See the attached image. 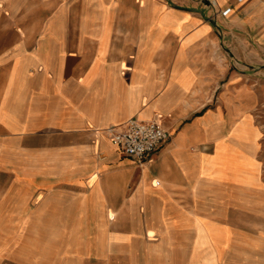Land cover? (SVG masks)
<instances>
[{"label": "crops", "instance_id": "1", "mask_svg": "<svg viewBox=\"0 0 264 264\" xmlns=\"http://www.w3.org/2000/svg\"><path fill=\"white\" fill-rule=\"evenodd\" d=\"M113 1L0 0V172H32L31 263L264 264V228L232 223L248 204L264 222V189L199 161L264 107V0ZM132 117L169 134L149 161L106 135ZM197 223L228 244L206 256Z\"/></svg>", "mask_w": 264, "mask_h": 264}, {"label": "rangeland", "instance_id": "2", "mask_svg": "<svg viewBox=\"0 0 264 264\" xmlns=\"http://www.w3.org/2000/svg\"><path fill=\"white\" fill-rule=\"evenodd\" d=\"M251 115L261 130L257 157L262 164L261 178L264 180V107L253 109ZM32 178L30 170L0 172V264H32V244L41 240L37 227L43 224V220L33 219L30 213L35 196ZM19 201L22 204L16 203ZM250 206L248 204L246 218L240 219L235 214L232 219L233 226L242 232L237 237L254 236L255 232L263 231L264 222L256 216V206ZM257 208L264 210V201ZM234 263L238 264L237 261Z\"/></svg>", "mask_w": 264, "mask_h": 264}, {"label": "bare ground", "instance_id": "3", "mask_svg": "<svg viewBox=\"0 0 264 264\" xmlns=\"http://www.w3.org/2000/svg\"><path fill=\"white\" fill-rule=\"evenodd\" d=\"M94 1L97 8L102 10L105 7L104 0ZM112 2L114 1L112 0ZM137 2L141 4L143 1L138 0ZM101 10L97 14L85 16V18L108 19L110 17L109 12H102ZM245 119L246 122H239L234 127V136L241 141L239 147L238 145H233L227 151L226 147L218 145L212 156L201 155L199 161L203 166L206 164L207 169L202 170L200 173L216 181L241 183L247 189H264V184L259 176V162L253 156L257 149L260 133L258 128L252 123L251 115L247 114ZM260 218L264 219V210L260 212ZM196 225L193 246H207L208 252L206 256L210 255L211 249L219 250L220 247L228 244L229 236L226 229L209 225L203 229L198 223ZM147 236L151 240L154 238L150 231H148ZM261 241H263V236L260 234L259 241L255 240L254 245H258Z\"/></svg>", "mask_w": 264, "mask_h": 264}, {"label": "built area", "instance_id": "4", "mask_svg": "<svg viewBox=\"0 0 264 264\" xmlns=\"http://www.w3.org/2000/svg\"><path fill=\"white\" fill-rule=\"evenodd\" d=\"M105 132L121 154L139 163L149 161L169 137L159 121L136 117L128 119L120 127H110Z\"/></svg>", "mask_w": 264, "mask_h": 264}]
</instances>
